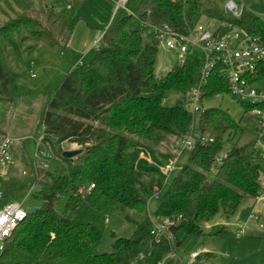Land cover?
<instances>
[{
    "label": "trees",
    "instance_id": "trees-1",
    "mask_svg": "<svg viewBox=\"0 0 264 264\" xmlns=\"http://www.w3.org/2000/svg\"><path fill=\"white\" fill-rule=\"evenodd\" d=\"M71 9L38 8L32 0H0V12L7 17L0 23V103L36 94L20 83L12 58L22 59L37 43L70 48L81 20ZM131 10L133 14L124 10L115 14L94 58L72 66L48 95L40 123L48 148L55 150L58 160L55 155L51 160L54 170L36 168L32 162L29 175L11 174L6 181V200L39 184L44 203L29 213L8 240L0 264H159L188 236L203 233V222L218 213L229 220L242 203L258 195L264 149L255 140L233 141L232 133L241 129L239 123L221 108L202 105L203 100L225 93L238 98L230 91L225 67L215 65L202 86L199 110L191 111L187 107L190 91L201 82L203 57L193 53L180 57L172 71L158 77L155 62L160 42L143 22L166 23L187 33L206 16L264 36L262 19L247 8L239 18L229 17L203 0H139L135 11ZM251 78L264 82V60ZM170 92L180 95L173 105L165 103ZM246 104L248 111L264 108L258 101ZM206 132L214 141L201 144L198 136ZM166 135L178 141L187 136L196 140L188 162L167 190L168 173L163 169L171 167V155L157 153L142 141L160 142ZM64 142L80 145L81 153L63 157ZM226 144L230 145L226 156L217 163L215 158ZM213 168L216 179L211 180L207 173ZM84 181L95 185L88 194L78 191L76 183ZM64 192H70V197L61 215L56 206ZM155 192L159 201L155 217L175 221L170 238L159 242L151 232L153 220L147 210ZM84 195L104 216L117 207L143 214L134 234L118 238L112 253L99 252V234L92 224L72 222Z\"/></svg>",
    "mask_w": 264,
    "mask_h": 264
},
{
    "label": "rangeland",
    "instance_id": "rangeland-1",
    "mask_svg": "<svg viewBox=\"0 0 264 264\" xmlns=\"http://www.w3.org/2000/svg\"><path fill=\"white\" fill-rule=\"evenodd\" d=\"M203 1L217 5L223 14L231 16L226 9V0ZM240 1L249 12L259 16L264 22V0ZM32 2L38 8L49 6L56 10H66L70 6L73 12L81 16V21L75 28L72 47L64 50L59 46L37 43L33 48L24 52L22 59L12 58L13 69L20 75V83L36 92L32 96L21 97L14 103H0V129L5 130L13 138L21 139L20 145L13 151L15 160L12 175H16L15 177H25L30 174L28 167L37 154L38 145L35 137L44 133L40 117L45 109L48 95L60 86L72 66L88 64L94 58L97 47L93 45V42L102 38L104 30L110 25L116 14L115 0H32ZM138 4L139 0H130L129 3L130 8L134 11ZM109 12H113L110 21L102 29V25L109 18ZM6 18L0 12V23L4 22ZM200 21L210 27L223 23L206 16H203ZM193 54L196 57H202L200 51H194ZM179 58L177 53L159 44L155 74L158 77H164L175 68L178 61L180 62ZM30 70L36 74L34 77L30 76ZM255 89L258 93H264V83H257ZM178 97H180L178 93L170 92L165 98V103L173 105ZM244 102L229 93L202 101L205 108H221L239 123L241 129L233 132L232 138L233 141L240 144L254 141L258 137L257 115L252 110H246V103H256L257 101L247 99ZM187 107L192 111L191 104H188ZM205 135L208 136V132ZM142 141L149 144L157 153L171 155L172 165L165 183V190H167L178 178L180 169L188 162L190 149L185 150L181 140L178 141L177 137L172 135L164 136L160 142ZM61 147L64 150L80 149V145L68 142H64ZM229 147L230 145L226 144L219 156L226 154ZM51 152L58 160L55 150L51 149ZM54 162L53 160L49 169L54 170ZM260 164L264 169V158ZM60 167L66 168L64 163H61ZM207 177L211 180L216 179V169H211L207 173ZM76 184L84 191L89 187L88 181ZM69 197L70 192H64L58 199L56 210L59 214H65L64 207ZM12 201L23 203L26 209L41 207L44 201L40 185L35 184L30 190H24ZM158 208L159 201L151 199L147 206L151 218H156ZM253 213L254 218L249 219ZM106 217H108V221H106ZM220 218L223 217L218 213L209 221L203 222L201 225L203 233L188 236L179 246L165 255L160 264L187 263L193 252L199 254L194 264H264V199H248L239 206L229 220L223 218L224 221L221 223ZM142 219L141 212L121 207L115 208L109 215L104 216L89 205L87 195L83 196L72 216L73 224L86 222L96 228L99 234L98 250L101 253H112L117 239L130 238L135 232L136 223L141 222ZM243 226L246 228V232L242 236H237L238 229Z\"/></svg>",
    "mask_w": 264,
    "mask_h": 264
},
{
    "label": "built area",
    "instance_id": "built-area-1",
    "mask_svg": "<svg viewBox=\"0 0 264 264\" xmlns=\"http://www.w3.org/2000/svg\"><path fill=\"white\" fill-rule=\"evenodd\" d=\"M130 0H115L116 13L124 10L128 13L133 11L129 8ZM226 9L234 18H239L245 5L240 0H226ZM71 8L70 6L67 7ZM149 27L148 32L152 33L166 48L175 52L179 57L184 58L194 51H200L204 59V65L201 70V82L198 86L193 87L190 91V104L192 111H198L199 96L202 86L209 78L212 69L217 63H221L225 67V74L233 95L241 100L254 99L264 104V93H258L255 86L260 81L252 80L256 73L258 65L264 60V36L261 34H251L244 28L236 24L221 23L215 27L206 26L202 22L198 23L187 33H182L170 26L169 24H150L143 22ZM101 39L93 42L98 47ZM33 65V62H31ZM30 74L34 77L36 74L30 70ZM264 83V82H262ZM257 115L256 129L258 137L255 140L256 145L264 149V108H255L252 110ZM198 139L201 144L213 142L214 138L206 135H199ZM37 154L33 161L34 166L40 169H49L53 154L48 148V142L45 141L44 135L36 136ZM193 136H187L181 139L184 149H192L195 144ZM20 138H13L5 130L0 129V255L5 250L8 240L13 236L15 231L27 220L29 211L23 203L8 201L5 199V183L10 178L14 169V149L20 145ZM216 156V162L220 163L225 157ZM171 169L165 168L164 172ZM91 183L87 190L79 188V192L83 194L90 193L94 188ZM260 191L255 197L258 200L264 199V175L260 178ZM153 200L158 199V192L151 197ZM254 218V213L249 219ZM152 234L157 242L161 238H170V227L175 221L168 217L153 219ZM108 221V218H106ZM246 232V228L240 227L237 235L242 236ZM199 254L193 252L187 263L194 264ZM160 264V263H159Z\"/></svg>",
    "mask_w": 264,
    "mask_h": 264
},
{
    "label": "water",
    "instance_id": "water-1",
    "mask_svg": "<svg viewBox=\"0 0 264 264\" xmlns=\"http://www.w3.org/2000/svg\"><path fill=\"white\" fill-rule=\"evenodd\" d=\"M81 153V149H68V150H64L62 152V156L65 158H74L77 155H79ZM36 209L38 208H30L28 209L29 213L34 212Z\"/></svg>",
    "mask_w": 264,
    "mask_h": 264
},
{
    "label": "crops",
    "instance_id": "crops-1",
    "mask_svg": "<svg viewBox=\"0 0 264 264\" xmlns=\"http://www.w3.org/2000/svg\"><path fill=\"white\" fill-rule=\"evenodd\" d=\"M113 12H109V18L107 19V22L105 24L102 25V29L103 27H105V25H107V23H109L110 21V18H111V15H112ZM81 21V20H80ZM112 22V21H111ZM80 24V22H79ZM111 24V23H110ZM100 25V24H99ZM83 28V27H82ZM86 30L83 31V35L85 34ZM91 32H92V27H91ZM73 36H74V32H73V35H72V38H71V41H70V47H72V40H73ZM74 41H75V38H74ZM94 41V40H93ZM74 43V42H73ZM224 221L223 218H220V222L222 223ZM238 236V235H237ZM199 257V256H198Z\"/></svg>",
    "mask_w": 264,
    "mask_h": 264
}]
</instances>
